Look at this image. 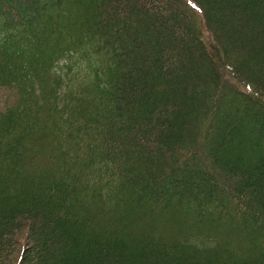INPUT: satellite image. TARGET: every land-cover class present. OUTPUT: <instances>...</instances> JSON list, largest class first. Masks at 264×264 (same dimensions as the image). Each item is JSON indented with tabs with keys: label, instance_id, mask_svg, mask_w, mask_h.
Segmentation results:
<instances>
[{
	"label": "trees",
	"instance_id": "obj_1",
	"mask_svg": "<svg viewBox=\"0 0 264 264\" xmlns=\"http://www.w3.org/2000/svg\"><path fill=\"white\" fill-rule=\"evenodd\" d=\"M4 90L0 264H264V0H0Z\"/></svg>",
	"mask_w": 264,
	"mask_h": 264
},
{
	"label": "rangeland",
	"instance_id": "obj_2",
	"mask_svg": "<svg viewBox=\"0 0 264 264\" xmlns=\"http://www.w3.org/2000/svg\"><path fill=\"white\" fill-rule=\"evenodd\" d=\"M80 61V60H78ZM15 93L8 90L0 92V108L6 107L5 105H11L15 101Z\"/></svg>",
	"mask_w": 264,
	"mask_h": 264
}]
</instances>
